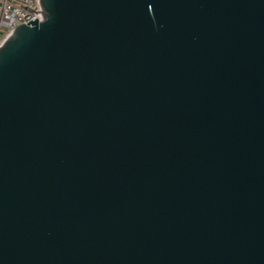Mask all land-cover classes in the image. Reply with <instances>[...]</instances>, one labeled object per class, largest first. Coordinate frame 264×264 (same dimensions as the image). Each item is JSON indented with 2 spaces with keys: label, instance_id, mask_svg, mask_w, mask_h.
<instances>
[{
  "label": "water",
  "instance_id": "1",
  "mask_svg": "<svg viewBox=\"0 0 264 264\" xmlns=\"http://www.w3.org/2000/svg\"><path fill=\"white\" fill-rule=\"evenodd\" d=\"M0 46V264H264V0H40Z\"/></svg>",
  "mask_w": 264,
  "mask_h": 264
},
{
  "label": "built area",
  "instance_id": "2",
  "mask_svg": "<svg viewBox=\"0 0 264 264\" xmlns=\"http://www.w3.org/2000/svg\"><path fill=\"white\" fill-rule=\"evenodd\" d=\"M40 0H0V46L20 24L42 19Z\"/></svg>",
  "mask_w": 264,
  "mask_h": 264
}]
</instances>
